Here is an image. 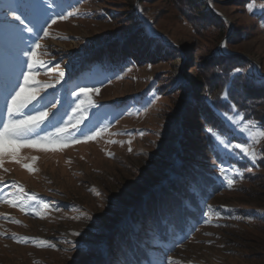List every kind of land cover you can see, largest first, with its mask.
<instances>
[{"label":"rangeland","instance_id":"obj_1","mask_svg":"<svg viewBox=\"0 0 264 264\" xmlns=\"http://www.w3.org/2000/svg\"><path fill=\"white\" fill-rule=\"evenodd\" d=\"M246 1L42 0L43 19L32 33H23L21 42L4 26L14 23L12 0H0V60L12 51L22 67L17 87L0 97L5 101L19 91L28 72L27 53L39 44L36 59L43 66L36 80L52 87L41 88L40 103L33 101L25 113L36 115L33 105L52 111L37 134L47 136L76 115L81 89L93 90L94 107L79 127L106 129L86 143L56 150L21 147L20 163L7 154L10 147L0 146V196L36 198L23 211L0 202V264H123L112 244L116 232L129 239L141 233V247L153 264H264V137L257 135L264 130L232 110L215 112L219 129L209 131L200 116L203 95L196 91L200 81L208 83L213 76L205 62L221 50L246 60L232 73L240 82L253 84L256 70L264 82V1ZM191 11L188 22L183 15ZM149 37L165 48L154 62L103 68L88 62L119 42L128 44L129 52ZM2 110L4 122L5 102ZM72 131L73 140H83ZM236 145L255 152V161ZM194 155L218 190L208 185L204 196L196 184L186 183L202 214L197 222L190 220L183 241L172 240L165 249L151 238L149 217L137 216L139 200L155 188L169 190L173 181L187 182L180 172L192 165ZM22 164H31L33 171ZM220 168L233 179L231 189ZM41 204L50 207L41 210Z\"/></svg>","mask_w":264,"mask_h":264},{"label":"trees","instance_id":"obj_2","mask_svg":"<svg viewBox=\"0 0 264 264\" xmlns=\"http://www.w3.org/2000/svg\"><path fill=\"white\" fill-rule=\"evenodd\" d=\"M252 1L254 0H247L244 5ZM192 12L190 14H181V16L183 15V18L190 22L189 16H191ZM208 16L220 21L221 24L225 23L217 17L214 18L212 14ZM126 46L128 44L119 42L107 50L98 51L88 62L90 64L96 63L102 68L109 63L118 65L132 61L139 64L143 62L151 63L158 60V57L162 56L161 51L165 49L159 43V39L153 37L145 39L142 47L131 49L129 52ZM236 61H239V63L236 64ZM245 62L246 60L243 58L222 55L221 52H218L214 55V58L212 57L205 62V68L213 70V76L208 83L200 81L196 91L198 94L203 95L200 99V116L209 131L219 129L215 112L227 113L232 110L242 120L253 122L264 130V82H260L261 79L253 76L251 79L253 84L246 85L244 81L240 82V78H237V75L232 76V73L238 69L240 64ZM21 68L19 57L12 51L8 56L0 60L1 94L3 92L10 94L17 87L18 71ZM223 97L226 100H223ZM4 102V95H1L0 125L3 122L2 106ZM261 150L262 154H264L263 149ZM194 156L195 159L192 161V165L188 169H182L180 172L184 178H187V182L179 183L173 181L169 190L155 188L149 195L143 196L139 200L140 206L136 211L137 216L140 214L145 219L149 217V220H151L150 225L153 224L154 230L151 233V238L158 241L165 249L171 246L172 240L183 241L187 237L190 220L197 222L202 214L198 199L195 198L194 194L190 193L186 183L196 184L199 192L204 196L208 185H213L214 191L218 190V186L214 187V183H212L213 181L206 171L198 166L202 159H199L198 155ZM260 165H264V162H261ZM185 201L189 202L186 204ZM142 210H145V214ZM133 236L129 239V236L125 233L119 232L113 235L112 244L114 250H116V256L121 258L123 264H153L141 247L143 239L141 233Z\"/></svg>","mask_w":264,"mask_h":264},{"label":"snow or ice","instance_id":"obj_3","mask_svg":"<svg viewBox=\"0 0 264 264\" xmlns=\"http://www.w3.org/2000/svg\"><path fill=\"white\" fill-rule=\"evenodd\" d=\"M48 6L50 7L51 5ZM248 10L251 12L252 8L249 7ZM9 11L11 13V20L14 23H9L4 26H6L10 33L18 36L21 42H23V33H32L39 21L43 19L45 4L42 0H12V3L9 5ZM61 15L63 19H67V17L63 16V14ZM69 15H73V13H69ZM52 23L55 24L56 21L53 20ZM44 35L45 37L49 36L47 29L44 30ZM221 47L223 48L226 46L221 44ZM38 48H40L39 44L35 45V47L27 53L28 72L23 74V83L18 85L19 91L15 92V95H11L10 98H5L7 118L2 125H0V146L6 145L12 149V151L7 154L15 163H20V160L17 159V150L21 147H39L45 151L56 150L57 148L70 146L73 142L86 143L106 131L105 128H100L93 132L91 129L83 130L79 127L83 122L84 113L89 107H94L93 101L89 98V93L93 90L81 89L79 95L82 96L83 99H80L79 103H77L76 107L73 109V112L76 113V115L74 117H69V120L65 121L63 126L57 127L55 132L49 133L47 136L41 137L37 134V130L40 129L42 124H44L45 120L49 116V113L52 111V108H48L46 111H43L35 108L33 105V110L37 114L31 115L25 113V109L28 108L29 105H32L33 101L40 103V101H37V94L41 88L52 87L51 84L39 85L36 80V76L39 75L38 70L43 66V62L37 61L36 59V49ZM239 71L240 69H236L237 73ZM60 77H63V72L60 73ZM95 91L98 93L99 89H95ZM42 100L43 97H41V101ZM53 107H55L54 104ZM70 125L72 130L80 133L83 137L82 141L73 140V131L70 130ZM33 134H37L36 139L32 138ZM257 135L264 137V131L259 132ZM110 142L115 143V141ZM235 147L239 148L241 152L255 161V152H249L247 148L240 145H236ZM129 151H131V149H129ZM3 155L4 153L0 152V157ZM32 159L35 161L36 158L33 157ZM2 163L3 161L0 160V166H2ZM21 167L27 169L29 172L33 171L31 164H22ZM219 173L226 181L227 186L231 189L234 181L226 174V169L220 168ZM0 182H2V179H0ZM13 187L16 188L18 192L24 193V189L22 187L18 185H13ZM25 196H27V199L20 196H17L14 199H8L5 196H0V202L8 203L10 206L19 207L23 211L26 204L30 201L36 200L34 196L27 195L26 193ZM49 207L50 206L48 204L40 205L41 210H47ZM209 211L211 212V209H209ZM35 214L40 213L37 212ZM236 218L241 219L239 216ZM13 222L19 223L18 221ZM72 235L77 236L79 233L73 232ZM13 239H15V234H13ZM16 242L19 243L20 241L16 240ZM47 243L48 242L46 241H40L41 245H46ZM170 264H174V262H170Z\"/></svg>","mask_w":264,"mask_h":264},{"label":"water","instance_id":"obj_4","mask_svg":"<svg viewBox=\"0 0 264 264\" xmlns=\"http://www.w3.org/2000/svg\"><path fill=\"white\" fill-rule=\"evenodd\" d=\"M221 52L223 53V50H221ZM256 74H257V77L259 76V74H258V70H256Z\"/></svg>","mask_w":264,"mask_h":264}]
</instances>
